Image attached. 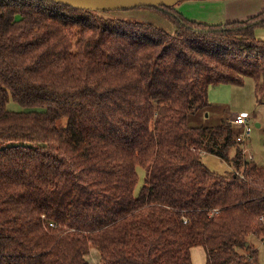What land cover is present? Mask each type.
<instances>
[{"label": "trees", "instance_id": "1", "mask_svg": "<svg viewBox=\"0 0 264 264\" xmlns=\"http://www.w3.org/2000/svg\"><path fill=\"white\" fill-rule=\"evenodd\" d=\"M177 5L142 7L169 33L0 0V264H90L92 248L101 264H194L198 246L205 264H261L250 236L264 239V166L230 119L189 121L212 86L251 78L264 99V11L208 24ZM204 152L233 170H211Z\"/></svg>", "mask_w": 264, "mask_h": 264}, {"label": "rangeland", "instance_id": "2", "mask_svg": "<svg viewBox=\"0 0 264 264\" xmlns=\"http://www.w3.org/2000/svg\"><path fill=\"white\" fill-rule=\"evenodd\" d=\"M209 1H218V0H209ZM257 1H263V5H255L250 0V2H246L247 5L243 10H239L238 15H235L234 18H230V21H245L248 18L257 15L258 13L252 14V8L253 6H259L264 9V0H257ZM198 2H204V1H195V0H188L183 1L178 4L179 7L182 5H188L189 8L182 9L181 13L183 16L189 20H195L198 22L208 23V24H215L219 20L218 12L219 10L215 7H201L199 5L190 6L188 3H198ZM218 3V2H215ZM215 3H212L210 5L216 6ZM244 3V2H243ZM233 12V11H232ZM102 16L107 18H121V19H128V20H134V21H143V22H149L152 23L169 33L174 32V25L160 12H157L156 10L151 9H145V8H134V9H128V10H114V11H103L101 13ZM219 24V22H218ZM209 100L211 103L210 108H207L205 111H200V115L204 117L202 119V122L199 123L196 122V118H192L189 121V124L193 127L198 126H212L213 119L216 115V111L221 110L223 108L229 109L230 111L234 113L239 112H248L250 114V123L252 124V136L249 141V144L247 145V141L242 144L243 148L245 146L246 155L254 156L255 160L261 165L264 166V99L259 102L258 98L255 94V81L251 78L247 79L244 86H235V85H219V86H212L209 90ZM8 110L13 112H20L23 111V109L15 103L12 99H10V102L8 104ZM261 112L260 117H257V114ZM196 113L195 115H197ZM209 113L211 116L210 118L206 117V114ZM262 122V127H257V122ZM59 126H66L67 125V119L62 118L58 121ZM241 146V147H242ZM223 163V162H220ZM227 163V162H226ZM225 164V162L223 163ZM138 174L140 176V182L137 186V191L143 184V178L145 175V172L142 168H139ZM250 241H252L253 245L257 250H259V259L260 263L264 264V239L257 238L255 236H250ZM192 256L194 264H205V250L203 247H194L192 250ZM100 254L99 251L95 248L91 249V253L88 256V261L90 264H101L100 263Z\"/></svg>", "mask_w": 264, "mask_h": 264}, {"label": "crops", "instance_id": "3", "mask_svg": "<svg viewBox=\"0 0 264 264\" xmlns=\"http://www.w3.org/2000/svg\"><path fill=\"white\" fill-rule=\"evenodd\" d=\"M215 2H218V3H215ZM246 2L248 3V2H250V0H218V1H209L208 0V1H204V2L188 3V4L190 6H195V5H199L200 4L199 6H201V7H209V6H211V7L217 8L219 10V12H218L219 20H218V22L220 24V23L232 22V21H230V18H234L235 15H238V13H239L238 11L241 10V9L243 10V8H245L247 6ZM252 2H256V3H254L255 5H263L262 4L263 1L252 0ZM212 3H215L216 6L210 5ZM179 5H177V10L180 11V12H181L182 9L189 8L188 5H182L180 7H179ZM255 5L252 8V11H253L252 14L253 15L255 13H260V12L264 11V9L261 8L262 6L259 7V6H255ZM218 22H216L215 24H218ZM257 37L264 40V29H261V30L257 31ZM210 106L208 108H210ZM239 113H247V114H249L248 112H242V111L239 112ZM236 114H238V113H234V112L230 111L229 109H227V107L223 108L221 110H218V111H216V115L217 116L214 117V119L212 121L213 124L210 127H216V126L220 125L222 121L227 120V119H232L234 117V115H236ZM260 115H261V112H259L257 114V117H260ZM210 116L211 115L209 113L206 114V117L210 118ZM192 118H196L194 120H196L197 123H199L200 121L202 122V119H204V117H202L200 115V113H198L197 115H193ZM190 120H191V118H190ZM257 123H260V127H262V125H263L262 122L259 121ZM247 142H248L247 143V145H248L249 141H247ZM235 152H236L235 148H233L230 151L229 155H230L231 158L234 157ZM252 157L254 158L253 155H252ZM203 159H204V162L207 164V166L213 171H216V172H219V173H226L228 171H232L233 170V168L228 163H226L225 161L221 160L218 156H216L214 154H211V153H208V152H204ZM254 160H255V158H254ZM220 162H223V163L225 162V164L220 163ZM204 256H205V259H206V253H205Z\"/></svg>", "mask_w": 264, "mask_h": 264}, {"label": "water", "instance_id": "4", "mask_svg": "<svg viewBox=\"0 0 264 264\" xmlns=\"http://www.w3.org/2000/svg\"><path fill=\"white\" fill-rule=\"evenodd\" d=\"M42 1V0H40ZM57 3H62L77 9L88 11H114V10H128L142 7H155L164 9L166 6H174L180 2L188 0H47ZM208 1V0H195ZM260 127V123L256 124Z\"/></svg>", "mask_w": 264, "mask_h": 264}, {"label": "built area", "instance_id": "5", "mask_svg": "<svg viewBox=\"0 0 264 264\" xmlns=\"http://www.w3.org/2000/svg\"><path fill=\"white\" fill-rule=\"evenodd\" d=\"M231 120V123L235 130V140L242 146L252 135V124L250 123V115L247 113H238L234 115ZM245 148V146H244ZM243 149V152L246 155V148ZM252 158L251 156H248ZM264 221V216L260 218Z\"/></svg>", "mask_w": 264, "mask_h": 264}]
</instances>
